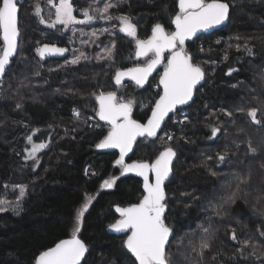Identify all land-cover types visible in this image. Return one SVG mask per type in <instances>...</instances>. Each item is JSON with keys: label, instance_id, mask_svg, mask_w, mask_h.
<instances>
[{"label": "trees", "instance_id": "1", "mask_svg": "<svg viewBox=\"0 0 264 264\" xmlns=\"http://www.w3.org/2000/svg\"><path fill=\"white\" fill-rule=\"evenodd\" d=\"M224 2L230 6L229 14L217 34L223 37L235 31L246 40L250 38L253 49L239 51L243 55L236 61V54H230L224 62L221 42L210 49L212 64L206 47L210 38L190 43L187 53L204 72L202 86L191 103L167 117L157 138L138 139L125 162H151L165 147L176 153L163 201L165 223L172 229L167 246L172 264H264V173L258 167V142L264 137L259 107L264 98L255 89L261 96L264 92L248 82L253 88L239 94L229 82L235 77L250 79V69L263 67L264 0ZM17 3V54L0 82V201L4 202L0 207L7 209L0 212V264H35L40 252L70 237L85 194L93 199L78 234L89 248L82 264H135L123 247L126 234H111L109 225L120 218L117 207L139 202L142 181L133 172L121 175V167L115 164L116 150L96 147L109 126L99 119L95 100L99 89L110 92L121 86L114 82L117 70L134 67L131 44L135 40L130 38V43L124 35H117L112 58L69 65L65 62L71 55V37L49 31L40 22L46 17L47 0H39L40 15L35 12L37 0ZM72 4L75 13L82 9L79 0ZM123 4L116 10L132 20L138 39L151 36L157 23L171 27L175 0H128ZM2 44L0 37V47ZM44 45L64 48L68 54L43 59L37 49ZM230 64H235L237 71L226 78L224 72ZM156 76L148 79L146 87L130 89L133 96L128 97L136 105L132 118L141 123L158 99ZM145 104L150 108L142 109ZM251 108L258 109L257 119H262L263 128L248 116ZM73 109L81 114L80 121L72 118ZM90 117L95 125L85 126L83 121ZM213 128L219 129L215 136ZM36 130L48 135L49 141L36 158L25 161L26 140ZM250 148L256 151L250 153ZM113 177L111 188L102 187ZM240 179L248 183L242 184L234 202L230 201ZM203 241L210 247L201 255Z\"/></svg>", "mask_w": 264, "mask_h": 264}, {"label": "snow or ice", "instance_id": "2", "mask_svg": "<svg viewBox=\"0 0 264 264\" xmlns=\"http://www.w3.org/2000/svg\"><path fill=\"white\" fill-rule=\"evenodd\" d=\"M47 3L55 8V20L49 25L50 27H55L57 24L67 27L73 22L84 23L97 18L111 20L113 17L106 14L109 9L116 7L109 0L104 4L103 9L94 10L95 15L90 14L89 8L81 9L85 20L77 21L76 16L73 15L71 0H59L58 3L56 0H47ZM229 7L224 0H178L179 10L171 21L175 25V30L166 31L163 25L157 23L152 29L151 36L146 39L137 38L136 26L129 17H116L121 23L120 31L135 40L136 57L145 58L142 66L138 65L123 71L117 70L114 77L116 85H122V81L127 77L137 86L143 87L153 71L159 65H164L157 85L160 89L159 98L155 100L145 123L132 118V101L124 102L117 97L116 92L101 91L95 95L98 104L97 115L101 121L109 125L107 135L96 147L118 149L119 158L116 159L115 164L121 167V175L135 172L137 176L143 178L142 198L138 203L128 207H117L116 211L120 218L109 225V228L116 232L128 233L126 240L123 241V247L135 257V264H172L170 253L167 251L172 229L165 223L166 206L163 201L166 198L164 182L171 172L170 165L176 153L172 147H165L151 162L140 160L131 164L125 163V156L133 150V144L138 137H156L158 129L169 113L175 112L177 106L185 105L193 98L194 89L203 79L204 72L198 64L192 62L191 56L185 50V41L190 40L201 30H208L223 23L228 18ZM35 12L40 15L39 0L35 5ZM40 22L45 23L43 17ZM18 35L17 0H0V37L3 41L0 47V77L3 76L6 66L16 53ZM37 51L43 58L46 53L63 55L66 49L44 45ZM105 51L111 56V49ZM165 52L169 53L167 57ZM71 63L77 64L79 59H73ZM257 111L258 109L251 108L247 114L253 122L259 124L261 121L257 119ZM218 131V128H213L212 135L215 136ZM172 138L171 135L167 136L168 140ZM28 140L31 142L32 137L29 136ZM45 147L44 143L32 144L29 158L34 159L36 153ZM250 150L256 151L254 148ZM219 160H224V156H219ZM115 179L113 177L105 180L102 187L111 188ZM247 183V180L240 179L236 191L232 192L228 199L234 202L241 191V185ZM20 195L21 197L24 195L23 188L20 189ZM92 199L93 197L85 194L84 203L76 213L70 237L61 239L54 246L40 252L35 258V264H81L89 248L78 234ZM0 203L4 202L0 201ZM6 210L0 207V212ZM203 231L207 232V229ZM261 235H264V232ZM232 238H236L235 234ZM209 247V243L203 241L200 254L203 255L202 250Z\"/></svg>", "mask_w": 264, "mask_h": 264}, {"label": "rangeland", "instance_id": "3", "mask_svg": "<svg viewBox=\"0 0 264 264\" xmlns=\"http://www.w3.org/2000/svg\"><path fill=\"white\" fill-rule=\"evenodd\" d=\"M128 0H111V2L113 4L116 5V7L109 9L108 13L106 15H110L113 17V19L111 20H107V19H94L97 20L98 22L95 25H89V22H93L94 20L91 21H86L84 23H77V22H73L71 24H69L67 27H65L64 25H60L57 24L55 27H50L49 25L52 23L53 20H55V8H53L51 5H49L48 3H46V17H44L45 23H43V25L49 30V31H54L55 33H59L60 35H69L71 38V42H70V47H69V51L71 53V55L67 58V61L65 63L69 64V65H75L72 64L71 61L73 59H79V63H88V62H92V59H96V58H107L110 59L113 57V46L115 44L114 39H116L117 35H120V27H121V23L118 19H116V17H120V16H126L125 14H121L119 12H117V8L121 5V3L126 2ZM109 0H79V4L81 5V7H86L90 9V14L95 15V9H103L104 4L108 3ZM57 3V1H56ZM79 11V10H78ZM77 11V12H78ZM81 12V10L79 11ZM73 12V15L76 16L77 21H81V20H85L84 17H82V13H81V17L77 16L76 13ZM128 17V16H127ZM131 20V19H130ZM132 22V20H131ZM133 23V22H132ZM105 29H107L108 31H105ZM235 35H238L235 31H230V33L226 36H223L222 38L217 39L218 43H214L215 45L220 44L221 42L223 43V47H222V60L225 62L228 59V56H230V54H236V60H240L242 58V53L239 52L243 49L250 51L253 49L250 44L251 40L249 39H244V37H240L238 35V37H236ZM102 37V39H100ZM127 37V41L131 43V40H134L132 37H129L128 35H126ZM239 38V39H238ZM101 43H103L101 45ZM135 41H132L133 47H134V51H135ZM112 46V47H111ZM239 46V47H237ZM248 46V47H247ZM251 46V47H249ZM245 47V48H244ZM252 48V49H251ZM106 49H111L112 54L111 56H109L107 54V52L105 51ZM134 51H133V55H132V61L134 60ZM204 51V50H203ZM206 52V51H204ZM99 53H101L99 55ZM209 55H211V51L208 52ZM99 55V56H98ZM102 56V57H101ZM211 63H214L213 57L211 55ZM222 61V63H223ZM145 62V60H144ZM78 64V63H77ZM134 64H136L135 60H134ZM209 64V65H208ZM207 66H211V64L208 62ZM216 66V64L214 66H212V68L210 69V75L212 74V72L214 71V67ZM263 67H261L260 69H250L249 71V77L250 79H246V80H242L241 78L235 77V78H231V80L229 82H231L232 88L237 90V92L245 94L247 91H249L250 89H252L253 87L250 86V84L248 82H251L252 84H254L255 86H259V88L264 92V64L262 65ZM209 80H213L211 77H209ZM247 86V87H246ZM130 89H132V91H136V87L133 84H123L121 86H118L115 88L114 92H116L117 97L122 99L124 102H128V101H132L131 99H129L128 96H130V98L133 96H131V92ZM129 90V92H124ZM105 92L102 89H99L97 91V95L101 92ZM255 93L259 95V97L264 98V96H261L263 93H261L259 90L255 89ZM126 98V99H125ZM260 98V100H261ZM259 107V106H258ZM136 108L135 103L132 102V109L134 110ZM141 108H143V106H141ZM238 107L233 108L234 110L237 109ZM259 109L261 110V117L264 116V105L263 102L261 101V105L259 107ZM135 111V110H134ZM133 111V112H134ZM72 118L74 120H81V114L79 113V111L77 110H72V114H71ZM94 121V122H93ZM181 121H183V119H181ZM261 123H259L258 127L259 128H263V122L262 119L260 120ZM84 125L88 126V127H92L95 125V119L93 120L91 117L84 120ZM176 122V119H175ZM39 131L36 130L32 133L31 137H32V141L29 142V140H26L27 143V147L24 151V157L23 160L25 161H29V160H33V158H29V152L31 151L32 148V144H37V143H44L45 145H47L48 143V135H41V133H38ZM34 136H36V138L34 139ZM263 140H259L258 142V146L260 147L259 149V169H261V171L264 173V137L262 138ZM162 140V137L160 138V142ZM164 141H162L161 143H163ZM44 149V148H43ZM43 149H41L38 153H36L35 158L38 156V154L40 152L43 151ZM251 153V150L249 151ZM128 164H131L128 163ZM80 209V208H79ZM78 209V210H79ZM77 210V211H78ZM245 242V241H244ZM263 248H264V243H263Z\"/></svg>", "mask_w": 264, "mask_h": 264}, {"label": "water", "instance_id": "4", "mask_svg": "<svg viewBox=\"0 0 264 264\" xmlns=\"http://www.w3.org/2000/svg\"><path fill=\"white\" fill-rule=\"evenodd\" d=\"M177 8H178V4H177ZM179 10V9H178ZM18 18H19V6H18ZM226 21H227V19L223 22V23H221V24H219V25H216V26H214V27H212V28H210V29H208V30H201V31H199V32H197L196 33V35L194 36V37H192L190 40H187V41H185V45L188 43V42H190L191 40H193L195 37H197L198 35H200V34H203V33H205V34H208V33H210V32H212L213 30H215V29H219L221 26H223L225 23H226ZM173 25V28H174V30H175V25L174 24H172ZM121 33H123V34H126V33H124V32H121ZM1 39H2V37H1ZM3 42V41H2ZM18 42H19V35H18V37H17V49H18ZM185 47V46H184ZM17 49H16V53H15V55L10 59V63L6 66V69H5V72L3 73V76L2 77H0V82H1V80L3 79V77L5 76V74H6V70H7V68H9V66L11 65V61L15 58V56H16V54H17ZM67 55V51H65L64 53H63V55H60V54H48V53H46L45 54V56L43 57V59H47V58H61V57H64V56H66ZM160 66L161 65H159L154 71H153V73L151 74V76H153V75H155L156 73H157V71H158V69L160 68ZM127 70V69H126ZM163 73V72H162ZM161 73V74H162ZM233 74V71H230V72H228L226 75L227 76H230V75H232ZM151 76H149V78L151 77ZM148 78V79H149ZM158 81H159V79H158ZM114 82H115V79H114ZM126 82H133V83H135L134 81H132L131 79H129V78H127V77H125L124 78V80L122 81V84H124V83H126ZM147 83H148V81L145 83V85L143 86V87H145L146 85H147ZM116 84V83H115ZM203 84V79L197 84V86H196V88L194 89V92H195V90L199 87V86H201ZM140 87V86H139ZM142 88V87H141ZM194 92H193V97H194ZM192 100H193V98L187 103V104H185V105H179V106H177V109L176 110H178V109H181V108H183V107H185V106H187L189 103H191L192 102ZM153 107H154V105H153ZM175 110V111H176ZM174 112H172V113H169V115H171V114H173ZM150 114H151V111H150V113H149V116H150ZM168 115V116H169ZM148 116V117H149ZM167 116V117H168ZM167 117L165 118V120L167 119ZM165 120L162 122V124H161V127H160V129H158V131H157V136L156 137H149V138H151V139H155V138H157L158 137V135H159V133L161 132V130H162V128H163V125H164V122H165ZM147 121V120H146ZM145 121V122H146ZM103 123H105V124H107L105 121H102ZM144 122V123H145ZM108 125V124H107ZM109 126V125H108ZM140 138H144V137H138L137 138V140L138 139H140ZM136 140V141H137ZM135 144V143H134ZM134 144H133V147H134ZM102 150H104V151H109V150H116L117 152H118V158H119V150L118 149H102ZM132 152H133V150L131 151V152H129L126 156H125V162L131 157V155H132ZM175 158V157H174ZM174 158H173V160H174ZM173 160H172V163H173ZM172 163H171V165H170V167H172ZM134 174H136L135 172H133ZM170 175H171V172H170V174H169V176H168V178L170 177ZM137 176V175H136ZM141 181H142V190H143V178L142 177H140V176H137ZM167 178V179H168ZM166 179V180H167ZM152 180H153V182H154V177H152ZM166 180H165V182H166ZM165 182H164V184H165ZM166 210V209H165ZM118 213V212H117ZM165 214V213H164ZM118 215H119V213H118ZM120 216V215H119ZM109 232L111 233V234H114V235H120V234H128V233H124V232H116V231H114V230H112V229H110L109 228ZM171 236H172V233H171V235H170V237H169V241H170V239H171ZM67 238H69V237H67ZM67 238H65V239H67ZM80 238V237H79ZM127 238V237H126ZM81 239V238H80ZM59 242V241H58ZM54 246V245H53ZM47 250V249H46ZM45 251V250H44ZM87 254V253H86ZM131 254V253H130ZM131 256H132V254H131ZM85 257H86V255H85ZM133 258H134V260H135V257L134 256H132ZM85 259V258H84ZM83 261L84 260H82V262H81V264L83 263Z\"/></svg>", "mask_w": 264, "mask_h": 264}, {"label": "flooded vegetation", "instance_id": "5", "mask_svg": "<svg viewBox=\"0 0 264 264\" xmlns=\"http://www.w3.org/2000/svg\"><path fill=\"white\" fill-rule=\"evenodd\" d=\"M59 2V0L57 1V3ZM71 3H72V0H71ZM128 4V1H126V2H124V4H123V6L124 5H127ZM177 4H178V0H175V13H174V15H173V17H172V19L174 18V16H175V14L178 12V8H177ZM85 8H87V6L86 7H82V9H85ZM119 9H121V7L119 6L118 7ZM81 10V9H80ZM79 10V11H80ZM77 12L76 14H77V16H79V17H81V13L82 12ZM75 12V11H74ZM75 14V13H74ZM82 17H84L83 15H82ZM172 21V20H171ZM98 21L97 20H94L92 23L91 22H89V25L91 24V25H95L96 23H97ZM171 27H167V28H165V30L166 31H169V32H171V31H174V28H173V25H172V23H171V25H170ZM219 30H221V29H215V30H213L212 32H210V33H208V34H205V33H203V34H200V35H198L197 37H195L193 40H191L190 42H188L186 45H185V50L188 52V50H187V46L190 44V43H193L194 42V40H196V39H200L201 37L202 38H210V45H206V47H207V51H211L210 49L212 48V47H215L216 45L214 44V43H218V41H217V39H219V38H222V37H220L217 33H218V31ZM120 32V34L121 35H124L125 37H126V35L127 34H123V33H121V31H119ZM127 38V37H126ZM212 42H214V43H212ZM199 47H201V49H203L205 46L203 45V46H199ZM204 50V49H203ZM67 51V50H66ZM135 52H136V44H135V51H134V60H135V62H136V64L134 65V67H136V66H142L145 62H144V60H145V58L144 57H140V58H137L136 57V55H135ZM67 54H68V51H67ZM169 55V53L168 52H165V56L167 57ZM165 63H166V60H165ZM231 65V67H230V69L228 70H226L225 72H224V76L226 77V78H230L233 74H235V72L237 71V66L235 65V64H230ZM133 68V67H132ZM163 70H164V65L163 64H161V66H160V68L158 69V71H157V76H156V82H157V84H156V87H155V90L157 91V93H159L160 92V89L157 87V85H158V79H159V77H160V75H161V73L163 72ZM230 71H233V74L232 75H230V76H227L226 74L228 73V72H230ZM124 84H133L136 88L137 87H139V86H137L135 83H133V82H126V83H124ZM147 85H148V83H147ZM146 85V86H147ZM145 86V87H146ZM202 86V85H201ZM201 86H199L196 90H195V92H194V97H193V100H194V98H195V94L197 93V90L201 87ZM142 88H144V87H142ZM158 98H159V96H158ZM145 110V109H144ZM133 109H132V117H133ZM127 235L128 234H126V237H127Z\"/></svg>", "mask_w": 264, "mask_h": 264}, {"label": "built area", "instance_id": "6", "mask_svg": "<svg viewBox=\"0 0 264 264\" xmlns=\"http://www.w3.org/2000/svg\"><path fill=\"white\" fill-rule=\"evenodd\" d=\"M149 108H150V105L149 104H145L142 109H149Z\"/></svg>", "mask_w": 264, "mask_h": 264}]
</instances>
